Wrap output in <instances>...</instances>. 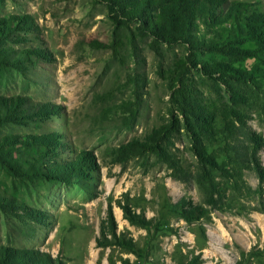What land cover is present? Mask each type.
Masks as SVG:
<instances>
[{"label":"rangeland","instance_id":"obj_1","mask_svg":"<svg viewBox=\"0 0 264 264\" xmlns=\"http://www.w3.org/2000/svg\"><path fill=\"white\" fill-rule=\"evenodd\" d=\"M237 3L250 13L264 11V0H225L226 7ZM218 29L200 25L199 40L220 44L232 37L231 30L216 34ZM241 47L256 48L250 42ZM0 48L42 55L23 68L0 64V97H24L30 108L47 109L44 118L30 114L22 124L0 126V144L9 139L14 165L28 167L40 158L36 148L24 145L32 137H57L61 145L50 156L58 165L72 164L82 153L93 162L89 177L72 176L70 182L29 179L0 163V258L33 251L52 264H186L195 257L200 264H236L248 255V264H264V213L253 210L259 206L255 194H238L232 209L187 221L180 203L209 209L195 180L175 178L152 154L118 155L120 147L145 140L178 115L173 94L183 89L220 110L233 107L236 128L228 138L244 146L255 141L264 163V54L237 58L183 45L156 49L134 27L115 26L99 0H0ZM216 62L251 75L247 84L235 82L254 96L249 104L234 105L226 84L198 66ZM228 138L222 132L210 150L221 154ZM171 150L186 170L196 171L187 134H177ZM244 180L257 189L254 171L245 170ZM221 183L232 197L231 183ZM126 208L146 224L128 221Z\"/></svg>","mask_w":264,"mask_h":264},{"label":"trees","instance_id":"obj_2","mask_svg":"<svg viewBox=\"0 0 264 264\" xmlns=\"http://www.w3.org/2000/svg\"><path fill=\"white\" fill-rule=\"evenodd\" d=\"M108 9L110 18L115 26L119 28L132 26L137 34L143 38H150L153 46L158 49L161 46L168 48L183 45L196 51H217L240 57L253 53L264 54V11L247 12L243 3L232 4L226 7L225 0H99ZM225 9L224 11H220ZM27 24L26 22H23ZM230 24V29L223 28ZM200 25L219 26L216 34L224 30H231L232 37L220 44L213 40L200 41L198 30ZM26 27L29 25H25ZM255 44V51L242 50L243 43ZM37 51L24 50L21 52L12 49L0 48V64L17 68L25 67L28 62L35 63L40 58ZM35 58V59H34ZM205 76L212 80L226 84L229 88L230 101L236 105L249 104L254 96L244 93L235 82L247 84L252 79L245 71L234 69L227 62L198 64ZM235 74V75H233ZM173 102L177 116H172L168 123L154 128L143 141L133 140L118 150V155L124 159L144 154H152L157 160L167 165L172 170V176L186 183L195 180L206 195V206H196L192 203L182 202L180 207L183 217L187 221L200 219L212 210H230L237 195L259 198V206L253 210L264 213V163L259 156L260 148L256 142L247 146L232 143L230 136L235 129L231 120L235 112L233 107L220 110L214 104L201 103L193 93H186L179 89L173 94ZM40 107V108H37ZM30 114H36L40 118L47 115L44 105L30 108L27 98H4L0 97V126L13 122L22 124L25 120L32 119ZM237 119L242 122V114L236 111ZM219 119L222 120L224 129L219 127ZM184 132L191 141V150L198 160L196 171L185 169L179 159L172 154L174 138L177 134ZM228 138L221 154L210 150L212 144L221 133ZM0 144V163L29 179L36 177L42 179L66 178L70 182L72 176L86 178L91 175L93 162L90 153L80 154L75 162L68 165H58L51 157L55 154L61 143L57 137L30 138L24 143L27 148H36L40 158L35 163L25 167L14 165L16 161L12 158L11 150L8 149V138L3 139ZM6 148V150H5ZM13 150V149H12ZM44 158V159H43ZM46 158H51L48 161ZM44 162V164H43ZM47 168L43 167L45 165ZM28 164V162H27ZM254 171L258 177V187L253 190L244 180V171ZM72 173L71 176H68ZM223 182V183H221ZM231 183V195L229 197L226 187L220 185ZM248 207L242 206V210ZM125 218L132 224L145 225L143 216L135 215L128 208L125 209ZM112 218V217H111ZM116 238V233L112 231ZM45 255L33 251H21L15 255L4 254L0 258V264H52ZM248 255L240 258L236 264H248ZM186 264H200L199 257L191 259Z\"/></svg>","mask_w":264,"mask_h":264}]
</instances>
